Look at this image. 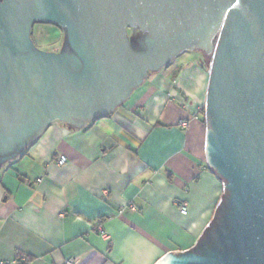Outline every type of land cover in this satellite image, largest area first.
I'll list each match as a JSON object with an SVG mask.
<instances>
[{"label":"water","instance_id":"obj_1","mask_svg":"<svg viewBox=\"0 0 264 264\" xmlns=\"http://www.w3.org/2000/svg\"><path fill=\"white\" fill-rule=\"evenodd\" d=\"M36 22L65 29L62 52L35 47ZM193 51L210 56L204 162L222 194L195 244L155 264H264V0H0V165L55 121L112 116Z\"/></svg>","mask_w":264,"mask_h":264},{"label":"crops","instance_id":"obj_2","mask_svg":"<svg viewBox=\"0 0 264 264\" xmlns=\"http://www.w3.org/2000/svg\"><path fill=\"white\" fill-rule=\"evenodd\" d=\"M193 55L185 68L147 74L112 116L84 128L55 121L0 165V261L155 264L195 244L222 185L205 166L202 116L192 120L208 77L205 54Z\"/></svg>","mask_w":264,"mask_h":264},{"label":"rangeland","instance_id":"obj_3","mask_svg":"<svg viewBox=\"0 0 264 264\" xmlns=\"http://www.w3.org/2000/svg\"><path fill=\"white\" fill-rule=\"evenodd\" d=\"M138 33L134 31L131 28L126 29V36L129 39L130 45L132 49L139 50L142 48L141 43L138 41H132V38L134 35H137ZM65 29H60L56 25L53 24H46V23H35L32 26L31 29V39L33 41V44L35 47L40 50L41 52L45 53H55L59 54L63 50L64 41H65ZM199 53V51H193ZM193 52H184L179 57H176L171 62L172 68H179L190 65V60L196 55H193ZM209 57L208 55H205L202 63L204 66L208 67L209 64ZM200 62V60L198 59ZM180 63V64H179ZM178 71V70H177ZM150 74V72L148 73Z\"/></svg>","mask_w":264,"mask_h":264},{"label":"built area","instance_id":"obj_4","mask_svg":"<svg viewBox=\"0 0 264 264\" xmlns=\"http://www.w3.org/2000/svg\"><path fill=\"white\" fill-rule=\"evenodd\" d=\"M188 101L186 100L185 103ZM202 116L203 118V108L198 109L197 111L194 112L192 115V120H198V118ZM188 124L187 121H180L179 126L180 127H186ZM65 162V158H58L57 159V164L58 165H63ZM172 204L177 208L178 212L182 216H186L188 214V207L185 201L183 200H174ZM96 232L98 235L105 241L109 242L110 241V236L108 235L107 231L104 228V224L99 222L96 227H95ZM29 262L28 258L25 256H21L18 259L14 260H9V261H0V264H27ZM64 264H74V261L71 258H68L65 260Z\"/></svg>","mask_w":264,"mask_h":264},{"label":"trees","instance_id":"obj_5","mask_svg":"<svg viewBox=\"0 0 264 264\" xmlns=\"http://www.w3.org/2000/svg\"><path fill=\"white\" fill-rule=\"evenodd\" d=\"M38 23H42V22H38ZM47 24V23H46ZM32 40V39H31ZM33 42V41H32ZM141 46H142V44H141ZM209 61H210V57H209ZM171 66V64L170 65H168L166 68H169ZM202 122H203V118H202ZM203 125H204V122H203Z\"/></svg>","mask_w":264,"mask_h":264},{"label":"flooded vegetation","instance_id":"obj_6","mask_svg":"<svg viewBox=\"0 0 264 264\" xmlns=\"http://www.w3.org/2000/svg\"><path fill=\"white\" fill-rule=\"evenodd\" d=\"M36 23H38V22H36ZM58 28H60V27H58ZM60 29H63V28H60Z\"/></svg>","mask_w":264,"mask_h":264}]
</instances>
